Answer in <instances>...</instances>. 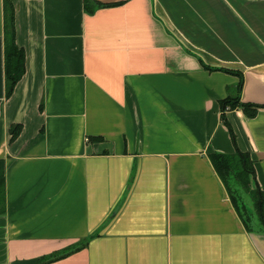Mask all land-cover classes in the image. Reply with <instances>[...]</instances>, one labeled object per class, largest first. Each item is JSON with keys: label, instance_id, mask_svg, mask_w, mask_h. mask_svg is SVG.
<instances>
[{"label": "crops", "instance_id": "1", "mask_svg": "<svg viewBox=\"0 0 264 264\" xmlns=\"http://www.w3.org/2000/svg\"><path fill=\"white\" fill-rule=\"evenodd\" d=\"M96 1L11 0L7 96L0 0V264H264L208 156L247 154L264 191V107L222 118L239 75L200 62L264 104V0Z\"/></svg>", "mask_w": 264, "mask_h": 264}, {"label": "trees", "instance_id": "2", "mask_svg": "<svg viewBox=\"0 0 264 264\" xmlns=\"http://www.w3.org/2000/svg\"><path fill=\"white\" fill-rule=\"evenodd\" d=\"M115 3L103 4L96 0H84V6L87 12L92 13L97 7L112 6ZM4 72H5V87L6 95L9 96L15 87L17 81L24 73V51L16 43L15 30V9L11 0H4ZM201 64L210 70H226L239 75V81L235 86L234 94L227 95L220 101L221 117L224 118L226 110L241 108L243 113L251 118L254 117L259 108H263L264 104H255L250 102L240 101L239 92L242 87V75L238 71L227 70L224 68L210 67L205 65L201 60ZM20 131V125H14L11 128V139H14ZM92 140H97L99 137H91ZM209 159L223 181L226 190L229 194L238 215L244 225L249 229L253 225V216L248 208L246 196L244 192L249 193L250 198L256 208V214L259 223L264 229V191H259L252 185L254 176V167L249 156L244 153L236 152L232 155L219 153H210ZM4 166L0 160V210L4 209ZM76 248V247H75ZM58 257V256H56ZM54 258V257H49ZM41 262V261H40Z\"/></svg>", "mask_w": 264, "mask_h": 264}, {"label": "rangeland", "instance_id": "3", "mask_svg": "<svg viewBox=\"0 0 264 264\" xmlns=\"http://www.w3.org/2000/svg\"><path fill=\"white\" fill-rule=\"evenodd\" d=\"M178 38V37H177ZM179 39V42H181V45L183 46V40L182 39H180V38H178ZM191 52V51H190ZM244 194V196H246L245 198H246V202L248 203V208L250 209V212L251 213H253L252 214V216H253V219H254V221H253V225L254 226H259V222H257L258 221V217H257V214H256V208H255V206H254V204H253V202H252V198H250V195H249V193H246V192H244L243 193Z\"/></svg>", "mask_w": 264, "mask_h": 264}]
</instances>
